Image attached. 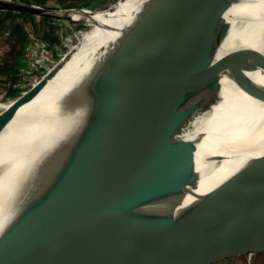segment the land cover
<instances>
[{
	"label": "water",
	"instance_id": "95a60500",
	"mask_svg": "<svg viewBox=\"0 0 264 264\" xmlns=\"http://www.w3.org/2000/svg\"><path fill=\"white\" fill-rule=\"evenodd\" d=\"M110 1L93 0L81 10L79 5L0 0V9L56 19L96 18L95 10ZM230 1L139 0L123 25H106L115 37L83 69L35 101L76 51L69 52L1 118L0 151L15 152L0 153V171L19 161L24 170L19 214L24 264H88L101 238L131 229L195 230L207 223L246 233L172 264L210 254L215 259L220 246L257 245L264 238V118L242 136L218 131L185 136L193 119L219 99L224 81L210 67V54L227 33L223 10ZM114 5L110 12L118 9ZM263 74L264 51L257 50L230 80L245 89ZM256 99L264 104V93ZM26 125L36 126L40 135L26 145L29 137L22 135L11 142ZM8 133L13 135L5 140ZM206 135L222 149L202 151ZM259 145L258 153L201 184L206 167ZM222 201L242 218L215 207ZM9 228L14 230L12 223L8 233Z\"/></svg>",
	"mask_w": 264,
	"mask_h": 264
},
{
	"label": "bare ground",
	"instance_id": "6f19581e",
	"mask_svg": "<svg viewBox=\"0 0 264 264\" xmlns=\"http://www.w3.org/2000/svg\"><path fill=\"white\" fill-rule=\"evenodd\" d=\"M138 1L117 0L96 9V18H104L103 23L74 46L71 50L76 51L73 57L46 85L35 101L48 97L65 79L70 78L73 71L83 69L90 62L92 55L115 37L113 31L105 28L106 25H123L126 19L125 14ZM113 5H119L115 13L109 10ZM77 7L81 10L88 9L85 3ZM223 11V16L228 20V30L223 40L210 54V67L217 72L220 81L224 83L219 92L218 101L206 112L193 119L185 132L186 137H193L201 131H218L233 137L242 136L253 130L264 118V104L256 99L258 94L264 93V74L256 85L245 89L233 85L230 80L231 75L249 53L257 50L264 51V0H231ZM116 15L121 16L115 17ZM77 33L79 35L80 32H76V36ZM71 47L72 45L68 48ZM57 61L54 59L52 63ZM14 104L15 99L0 100V119ZM11 134L8 133L4 137ZM15 134L18 137H12L11 142L14 139H22L20 138L22 135L29 137L25 142L26 145L27 141L40 135V129L34 125L20 126ZM11 136L4 139L7 140L6 138ZM20 142L22 141L20 140L18 144ZM11 146L12 144L9 149ZM199 147L206 152L222 149L210 140L209 135L201 140ZM260 149L261 145L241 152L237 158L224 160L219 166L211 169L206 167L201 184L211 183L217 176L232 169L237 161L258 153ZM14 152L0 151V153ZM20 162L10 164L0 171V264H24L25 262L23 242L19 233V214L25 197L24 170ZM215 207L226 208L237 220L242 218L241 215L234 213L226 202H217ZM11 223L14 230L9 228L8 233L7 228ZM3 236L8 239L7 246ZM244 236H246L245 232L214 228L207 223H203L202 228L195 230L131 229L113 232L98 241L91 252L88 264H106L110 261L115 264H172L174 261L182 262L195 258L205 250L218 245L220 241H238Z\"/></svg>",
	"mask_w": 264,
	"mask_h": 264
},
{
	"label": "rangeland",
	"instance_id": "374dc122",
	"mask_svg": "<svg viewBox=\"0 0 264 264\" xmlns=\"http://www.w3.org/2000/svg\"><path fill=\"white\" fill-rule=\"evenodd\" d=\"M38 1L51 6H73L93 0ZM73 18H47L0 9V100L15 99L16 103L104 20L86 16ZM78 31L80 33L76 36ZM6 43L14 47L10 54L7 53ZM70 45L72 47L68 48ZM54 59L58 61L52 63ZM256 243L244 241L234 248L231 244L223 245L215 254L218 258L212 259L215 256L210 254L188 264H264V238Z\"/></svg>",
	"mask_w": 264,
	"mask_h": 264
},
{
	"label": "crops",
	"instance_id": "0c3cea01",
	"mask_svg": "<svg viewBox=\"0 0 264 264\" xmlns=\"http://www.w3.org/2000/svg\"><path fill=\"white\" fill-rule=\"evenodd\" d=\"M35 2H40V1H38V0L36 1V0H35ZM40 3H42V2H40ZM42 4H44V3H42ZM45 5H46V4H45ZM47 5H48V4H47ZM6 44H7V50H8L7 53L10 54L11 52L14 51V47H12L11 45H9V43H6ZM9 51H10V52H9ZM10 58L12 59V57H10Z\"/></svg>",
	"mask_w": 264,
	"mask_h": 264
}]
</instances>
